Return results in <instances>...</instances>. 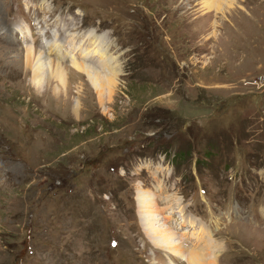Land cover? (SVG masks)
<instances>
[{
  "label": "rangeland",
  "instance_id": "1",
  "mask_svg": "<svg viewBox=\"0 0 264 264\" xmlns=\"http://www.w3.org/2000/svg\"><path fill=\"white\" fill-rule=\"evenodd\" d=\"M205 2L0 0L3 36L6 20L33 14L53 37L74 35L63 80L41 86L22 52L32 37L7 24L14 33L0 38V264L177 262L154 226L180 238L164 217H185L184 206L212 229L196 249L215 245L217 264H264V218L225 214L264 208V0L224 12ZM53 13L71 21L54 29ZM95 40L106 55L89 60ZM147 192L161 217L151 226Z\"/></svg>",
  "mask_w": 264,
  "mask_h": 264
},
{
  "label": "bare ground",
  "instance_id": "2",
  "mask_svg": "<svg viewBox=\"0 0 264 264\" xmlns=\"http://www.w3.org/2000/svg\"><path fill=\"white\" fill-rule=\"evenodd\" d=\"M234 4H235L234 0H206V2H205V6L208 9H212V8L216 7V11L218 10L221 12H224V10H227V9L231 10L235 6ZM19 26H21V25L19 24ZM13 30H15V29H13ZM13 30H11V31H13ZM42 31L36 30L34 33V34H36V36H34V34L31 33L27 27L22 29L21 32L18 31L20 33L19 36H21L23 39L27 38L26 33L30 32V36L32 37V40H33L34 45H35L34 46L33 44L32 45L27 44L22 49V52L25 56V59L27 60V66H31L33 71H34L33 72V81H34V84L36 86H41V84L44 82V78H47V76H48V79H49V77L51 75L58 78V79L63 80L64 73H65L64 72L65 66L63 65V62L59 60L63 56V55H61V50L64 48V45H63L64 42H68L69 40L74 41V39H73L74 35L69 34V39L68 40L66 39L63 42V40H61L59 38V34H55V36L53 37V40H51L50 42H47V44L45 46L42 45V48L38 50V49H36V45H37L36 42H37L38 38L40 36H42V34L44 33ZM92 44L95 47H93L92 49H88V51L92 50V54L88 55L89 57L85 56V58H89V60H92L91 58L93 55H99V57L105 58L106 51L103 50V48L100 46V44L97 43L96 40L93 41ZM48 52H49V54H48ZM70 52H72V51H70ZM70 52L68 54H70ZM50 54L54 57L56 55L58 57V60L57 61L52 60V58L49 57ZM77 61L78 60H76L72 64V66H75L79 69H84L89 73L94 71V73H91V75H95V72H97L96 75H99L98 70L90 67V65H88V63H85V62L80 63ZM104 61H106V60H104ZM25 66H26V64H25ZM111 74L113 75L114 72H112ZM111 74H109V75H111ZM45 75H47V76L45 77ZM111 82H113V81H111ZM154 198H155V195H152V193H150V192L149 193L147 192V194L142 193V196H141L142 207L146 208V210L148 209L147 210L148 212L145 211V209L143 210V211L147 212L148 218L146 221L148 222V224L151 222V220H158V219L161 220V217H157L159 210L157 208L156 209L154 208V206H156L158 204L157 202H159V201H157L158 197H157V199L155 198L157 202L155 201ZM151 225H153L152 222H151ZM163 225H165V223H163ZM154 229H155L154 231L158 234V236L156 238L157 239L156 243L162 244L163 247L166 246V249L168 251V252L166 251V253L175 259H176V257H179L180 259L178 261H181V263H186V264H217L218 263L217 258H216V254H213L214 250L216 249L215 245H212L213 247L211 248V247H207V245H206L207 243H205V245L203 247L201 246L202 248L196 249L195 246L196 247L199 246V243L195 242V243H193L192 246L186 247V246H184V244L182 242L179 241L180 238L176 237L174 230L171 229L168 225L163 226V228H155V226H154ZM198 230L200 231L201 235L199 234L197 237L202 238L204 236L205 237L209 236V233L205 232V228L203 226H201L200 229H198ZM187 231L188 230H185V232H187ZM155 247L159 248L158 246H155ZM162 250H165V248L164 249L162 248ZM170 260H172V259L170 258ZM172 261H174V260H172ZM172 261H171V263L169 262V264H177V262H178V261L176 262V260L174 262H172Z\"/></svg>",
  "mask_w": 264,
  "mask_h": 264
}]
</instances>
